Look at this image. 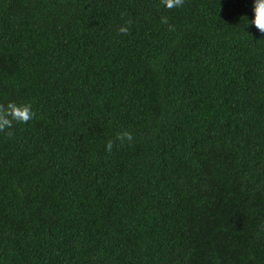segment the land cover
<instances>
[{
    "label": "trees",
    "instance_id": "1",
    "mask_svg": "<svg viewBox=\"0 0 264 264\" xmlns=\"http://www.w3.org/2000/svg\"><path fill=\"white\" fill-rule=\"evenodd\" d=\"M252 8L0 0V104L35 113L0 132V264H264Z\"/></svg>",
    "mask_w": 264,
    "mask_h": 264
},
{
    "label": "clouds",
    "instance_id": "2",
    "mask_svg": "<svg viewBox=\"0 0 264 264\" xmlns=\"http://www.w3.org/2000/svg\"><path fill=\"white\" fill-rule=\"evenodd\" d=\"M162 4L169 10L180 8L184 5L185 0H161ZM253 18L250 23L261 33L264 34V0H253ZM130 23V22H129ZM161 23L168 24L167 17L161 18ZM249 23L246 20V24ZM169 30L175 29L169 25ZM117 31L121 34H128L129 26L123 25L118 27ZM35 113L32 111L30 104L18 105L15 102L0 104V132L11 137L13 132L11 129L15 124H26L33 119ZM134 137L131 132L124 130L116 133L114 139L108 140L105 150L111 152L114 144L118 141L121 145L125 142L131 143Z\"/></svg>",
    "mask_w": 264,
    "mask_h": 264
}]
</instances>
